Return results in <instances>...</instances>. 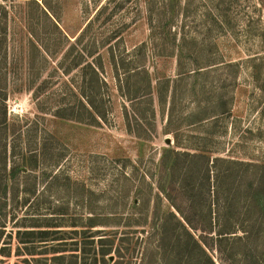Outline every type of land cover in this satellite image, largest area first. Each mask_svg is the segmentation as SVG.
<instances>
[{"label":"rangeland","instance_id":"rangeland-1","mask_svg":"<svg viewBox=\"0 0 264 264\" xmlns=\"http://www.w3.org/2000/svg\"><path fill=\"white\" fill-rule=\"evenodd\" d=\"M168 193L264 264V0H0V264L179 258Z\"/></svg>","mask_w":264,"mask_h":264},{"label":"trees","instance_id":"trees-1","mask_svg":"<svg viewBox=\"0 0 264 264\" xmlns=\"http://www.w3.org/2000/svg\"><path fill=\"white\" fill-rule=\"evenodd\" d=\"M45 13V12H44ZM55 29L58 28L57 24L53 23L52 25ZM88 105H89V115H91V118L93 117V119H95L96 115L98 117H101L100 113L96 111V107L94 105V102L92 100L88 99ZM5 114V113H4ZM178 154V153H177ZM184 155V154H183ZM213 165L215 166V162L213 163ZM216 167V166H215ZM18 170H23V168H14L13 171L11 172V175L14 176ZM170 170H173V165L170 166ZM184 181L185 178H181L180 181H178V186L179 188L182 190V192H184ZM216 188V194H218V192L220 191V186L217 184V174L216 177L214 178V184L212 185V189ZM162 190V189H161ZM167 199L170 201V203H172V207L174 208L175 211H169L167 212V214L164 215V220H166V218H171L174 220V222H176L177 225V230L179 232H175V230H169L168 228H166L165 224H159V230L157 232V237L159 239L160 242H162L163 239L173 243V245L175 247H177V245L179 246V248H181V252L178 253L179 258L174 255V253L170 254V255H162L160 256L159 260L161 262V264H186L187 259L183 260L184 255H182V252H185V250H183L182 248L183 245L187 246V244L189 246H192L193 249L196 252V256H197V262L195 263H191L192 260L190 259L187 264H216V262L214 261V259L211 257V255L209 254L208 248L206 246V244L204 243V241H202L199 238L194 237V234L191 233V231L193 229H198V228H194V226L191 224L190 220L188 219V217L186 216L185 212H183L181 210V208L179 206H177L176 204H174V202H172L170 199V195L169 193L166 194ZM192 202V201H191ZM190 202V204H191ZM230 204L225 203L224 204V209L227 210L229 208ZM163 219V218H162ZM212 220V219H211ZM168 229V230H167ZM210 230H212V232L209 233H214L215 234V244H218L219 247L222 245V242L226 241L227 238L232 237L231 235L235 232H232V230L230 229H216L214 230V228H210ZM200 231H205L203 230V228H200ZM182 237H186L188 240H186L185 242H187V244H182ZM241 239V238H239ZM110 252L105 250L102 252V255H108ZM181 254V256H180Z\"/></svg>","mask_w":264,"mask_h":264}]
</instances>
